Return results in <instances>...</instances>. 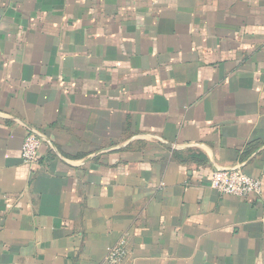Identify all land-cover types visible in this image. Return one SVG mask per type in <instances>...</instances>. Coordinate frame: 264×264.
Masks as SVG:
<instances>
[{
    "label": "crops",
    "instance_id": "obj_1",
    "mask_svg": "<svg viewBox=\"0 0 264 264\" xmlns=\"http://www.w3.org/2000/svg\"><path fill=\"white\" fill-rule=\"evenodd\" d=\"M218 169L264 184V0H0V264H264Z\"/></svg>",
    "mask_w": 264,
    "mask_h": 264
},
{
    "label": "built area",
    "instance_id": "obj_2",
    "mask_svg": "<svg viewBox=\"0 0 264 264\" xmlns=\"http://www.w3.org/2000/svg\"><path fill=\"white\" fill-rule=\"evenodd\" d=\"M41 140L36 133H29L22 147V160L28 166L39 162ZM211 188L221 195L238 198L260 196L264 184L260 179L246 175L240 170L215 171L210 178ZM126 255L125 242H120L107 256V264H122Z\"/></svg>",
    "mask_w": 264,
    "mask_h": 264
},
{
    "label": "water",
    "instance_id": "obj_3",
    "mask_svg": "<svg viewBox=\"0 0 264 264\" xmlns=\"http://www.w3.org/2000/svg\"><path fill=\"white\" fill-rule=\"evenodd\" d=\"M233 170H237V169H218L217 171H233Z\"/></svg>",
    "mask_w": 264,
    "mask_h": 264
}]
</instances>
